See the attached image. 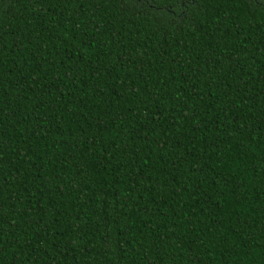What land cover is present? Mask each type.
Wrapping results in <instances>:
<instances>
[{
  "label": "trees",
  "instance_id": "obj_1",
  "mask_svg": "<svg viewBox=\"0 0 264 264\" xmlns=\"http://www.w3.org/2000/svg\"><path fill=\"white\" fill-rule=\"evenodd\" d=\"M0 264H264V0H0Z\"/></svg>",
  "mask_w": 264,
  "mask_h": 264
},
{
  "label": "snow or ice",
  "instance_id": "obj_2",
  "mask_svg": "<svg viewBox=\"0 0 264 264\" xmlns=\"http://www.w3.org/2000/svg\"><path fill=\"white\" fill-rule=\"evenodd\" d=\"M181 4L183 3V0H180Z\"/></svg>",
  "mask_w": 264,
  "mask_h": 264
}]
</instances>
